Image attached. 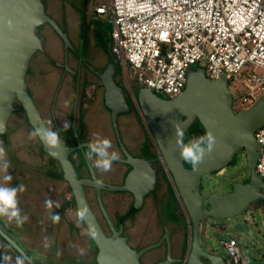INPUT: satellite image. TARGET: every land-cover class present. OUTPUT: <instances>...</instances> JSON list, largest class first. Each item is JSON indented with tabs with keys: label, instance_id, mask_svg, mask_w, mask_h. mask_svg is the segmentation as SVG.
<instances>
[{
	"label": "water",
	"instance_id": "95a60500",
	"mask_svg": "<svg viewBox=\"0 0 264 264\" xmlns=\"http://www.w3.org/2000/svg\"><path fill=\"white\" fill-rule=\"evenodd\" d=\"M84 16V13H83ZM48 24L64 42L66 52V69L74 72L68 62V49L74 51L73 42L68 32L62 30L58 21L52 17L44 4V0H0V136L6 137L8 123L19 104L27 115L29 124L34 131L50 130L44 121L33 96L29 92L27 74L34 55L44 48V40L38 34L40 27ZM81 56V53L79 54ZM112 58L110 64L99 75L105 88V106L112 112L115 129L118 132L117 117L127 110L125 94L112 74ZM188 74L184 91L166 100L148 88L139 96L138 106L145 116L162 160L166 166L175 188L179 192L186 211L194 226V240L188 264H204L201 257L208 259L210 264H224L219 255H210L201 246L199 226L201 220L229 219L239 216L248 206L264 197V181L256 172L259 156V145L255 131L264 125V99L259 100L248 110L234 111V98L225 75L217 79L206 76L204 68L195 66ZM80 71V70H79ZM18 103V104H17ZM198 118L206 133L215 137V144L210 152H206L197 168H188L180 156L177 144V129L184 133ZM76 137L77 131L73 125ZM119 134V133H118ZM119 136V135H118ZM39 137V136H38ZM44 153L58 161L62 169L63 180L69 183L77 204L78 211L86 209L82 218L89 231L94 225L97 236L93 239L98 247L97 264H141L135 250L128 246L125 238L117 235L108 237L92 211L85 192V186H92L100 191L103 187L110 190H128L139 203L150 188L140 193L133 189V181L153 177L152 168L143 158H134L126 149V159L120 161L132 167L125 183L120 186L107 185L98 180L96 172L88 162L92 178H79L69 153L77 148L88 147V144L68 147L66 140L59 138V146L47 145L39 137ZM52 153H55L53 155ZM246 159L248 176L234 182L230 192L224 196L202 193V178L228 166L238 154ZM152 176V177H151ZM211 186H216L212 181ZM101 200V198H100ZM237 227L248 229L242 222ZM0 236L8 242L30 264H36L21 246L0 226Z\"/></svg>",
	"mask_w": 264,
	"mask_h": 264
},
{
	"label": "rangeland",
	"instance_id": "374dc122",
	"mask_svg": "<svg viewBox=\"0 0 264 264\" xmlns=\"http://www.w3.org/2000/svg\"><path fill=\"white\" fill-rule=\"evenodd\" d=\"M44 2L48 13L54 17L65 30H68L67 15L72 11L70 6L77 4L81 8L84 7V23L88 28L87 32L86 29L84 31V60L88 59L87 62H90V65L93 66L95 70L91 71L88 64L86 65V68H84V85L80 108L81 112L82 109L84 110V115L81 114L80 118L82 123L84 120L85 131H83L79 125L77 126V129L80 133L81 139H83V136L85 139H91L93 142L96 138L108 139L111 142V148L108 150L109 153L112 154L115 151L117 154H120L115 147L114 140V136H117V130L114 126L112 127L113 119H110L112 116L110 117L108 108L105 106V88L102 84L101 77L99 76L104 72L110 62L109 53H107L104 48H102L101 51H103V53L101 54L99 50L95 51L90 48L88 55V43L85 40L90 29L94 28L103 35L104 43L106 42L108 47L111 44L112 27L110 23L106 18H99L93 14L94 8L99 0H73L74 4H72L70 0L66 2L65 0H44ZM38 34L44 39V48L37 52L32 58L29 73L27 75V82L30 91L34 95L37 104L46 115V118L49 119L51 115L55 113L60 124L64 126L65 123L69 124L71 122L69 120L72 114L71 111L73 110V98L75 94V83L74 81H70V76L67 75L63 82L61 80L63 66H60L59 64H62L64 61L63 47L65 45L51 25L45 24L40 27ZM54 36L56 38L58 37L56 42L53 39ZM115 60L121 68L122 65L117 60L116 56ZM71 61L72 65L75 66V60L73 59ZM195 66H193L190 71L192 69L194 71L196 69ZM199 66L205 68L203 64ZM129 68L130 67L127 65L124 71L121 70L117 79L119 80L120 85H123L129 96L132 97L131 100L133 105H137V98L133 95L135 92L137 94V90L136 87L134 89L132 87L135 77L132 70H129ZM125 79L129 81V85H126ZM157 95L164 97V95L161 94ZM52 110L54 111L53 113ZM141 112L139 114L141 117L140 120L142 121V125L146 127L147 124ZM8 129L9 146L6 148L0 137V155H2L9 163H16V166L18 165L17 168L14 169L17 175L14 179L16 181L19 179L18 182L21 183H19L21 188L19 185L15 186L19 193V200L23 201L26 198V201L28 202L27 204H29L30 207L27 205L25 210L27 211V209H29L30 213L32 212V215H22L23 222L19 225L16 223L15 218L9 220L6 216L4 217L6 220H4L5 224L8 222L7 225H9L15 234L20 237L19 239L17 236H14V234L12 235L8 230L9 228H6L3 224L0 225L1 228L16 240L36 264H84V258L86 259L88 253L86 249L91 241L86 231H83V236L77 237L71 235V229L69 226H61V223H58L57 227H55L53 222L49 225V222L47 223L44 218L43 208L40 207V205H43V202L40 201L37 203V198L39 197L37 194L33 193L32 184L34 183V180H36L35 183L40 184L36 170H43V168L47 169L49 164L47 163L46 155H43L41 159L38 156V147L40 143L38 139H36V136L32 135L34 133L33 129L27 123L23 111L15 112L11 116L8 123ZM146 129L149 139L153 142V151L157 152L158 148L155 146L152 134L148 127H146ZM11 154L14 157L13 160L10 157ZM88 154L90 160L94 164L97 157L94 153ZM233 161V164L226 166L223 171L213 176V180L217 182L216 186L212 187L211 182L206 179L204 183L205 192H213L215 194H219L221 190L229 192L235 181L243 180L248 176L244 155L241 153L238 154ZM118 167L120 170L124 169V167H121L114 162H112V166L107 172L98 168L96 169L99 171V173H97L98 175L100 174L101 178L107 181L117 182L120 173L117 174L115 170ZM9 169L12 170L13 168ZM166 173L168 176V183L170 185L174 184L169 173ZM0 181L3 183L6 182L4 176L0 178ZM47 183L48 182H46V184ZM41 184H43L42 181ZM58 184H60L59 181L54 185ZM24 185L25 187H23ZM64 186L68 197L70 193L69 191L67 192L68 189L66 185ZM6 187H10V185ZM22 190L23 192H21ZM91 193L92 190H90V196ZM91 198L95 206V200L93 197ZM105 199L108 203L110 213L120 210L125 205V201L120 200L117 194L106 193ZM260 203L261 201H256L254 204H251L245 208L246 210L239 216L231 217L229 219H214V222L225 225L223 229L224 231L209 227L208 232L211 237L208 238L207 245L215 249L218 253L229 258L222 242L229 236H232L238 240L242 249V264H264V208L259 206ZM73 214L74 212L68 213L66 216L74 218ZM151 216L152 214L150 210L146 215V218L143 221H140L139 228L150 223ZM238 222L244 223L248 226V229L237 227ZM77 224L80 225V223ZM46 238L49 245L47 248L44 247ZM2 240L4 244L7 245V249H5V247L4 249L7 250L8 253L2 254L0 251V264H30L21 256V254H18L8 242L4 241V239ZM149 241H151V239H147L144 242L146 243Z\"/></svg>",
	"mask_w": 264,
	"mask_h": 264
},
{
	"label": "built area",
	"instance_id": "2783aa9c",
	"mask_svg": "<svg viewBox=\"0 0 264 264\" xmlns=\"http://www.w3.org/2000/svg\"><path fill=\"white\" fill-rule=\"evenodd\" d=\"M94 12L112 27L121 70L128 65L155 94L180 95L190 69L203 64L208 78L227 77L234 111L264 99V0H99ZM254 135L264 181V125ZM224 245L231 264H242L238 240L229 236Z\"/></svg>",
	"mask_w": 264,
	"mask_h": 264
},
{
	"label": "flooded vegetation",
	"instance_id": "af4514ba",
	"mask_svg": "<svg viewBox=\"0 0 264 264\" xmlns=\"http://www.w3.org/2000/svg\"><path fill=\"white\" fill-rule=\"evenodd\" d=\"M68 0H65V2ZM72 4L73 0H70ZM76 4L70 6L74 8ZM84 10V7H82ZM60 25V23H59ZM62 30L65 31L63 26L60 25ZM83 27V25H82ZM67 31V30H66ZM69 35V34H68ZM70 37V36H69ZM63 41V40H62ZM74 51L68 49V62L70 67L74 72H70L66 69V52L65 48L63 49V59L64 61L60 66H63V72L61 74V80H65L66 76H70V81L75 83V94L73 98V110L71 111V121L68 125L67 129L60 124L59 120L56 117V114L53 113L49 119L46 118V115L41 110L40 106L37 104V101L30 91V94L33 96L36 105L38 106L41 115L48 125L49 129L56 133L58 138H63L66 140V146L74 147L93 143L91 139H83L80 138V133L78 132L77 126L79 125L83 131L84 130V120L83 123L81 121V114L84 115V110L80 111L81 108V97L84 85V71L86 68L87 60H84V45L81 47L80 45L77 47L73 44ZM81 47V50L79 49ZM81 53V56L79 55ZM75 60L76 65L72 66L71 60ZM86 59V58H85ZM90 64V62H89ZM80 70V71H79ZM29 73V71H28ZM28 75V74H27ZM62 84V83H61ZM29 86V85H28ZM60 89V88H59ZM105 91V90H104ZM136 97V92L133 94ZM105 97V95H104ZM162 97V96H161ZM131 98L129 95L125 94L126 100V112L120 114L117 117V127L118 132L117 136H114L115 147L118 149L120 154H117L114 151V154L121 158L126 159L125 149L134 157V158H143L146 160V164H148L152 168L153 177L150 178V175L145 177L144 179H137L133 181V189L137 193L141 191L151 189L147 195L144 196L143 202L139 203L136 200L135 195L128 191H120V190H110L109 187H103L100 191L97 188L92 186H85V192L87 195L88 202L92 211L94 212L96 218L98 219L102 229L106 233L108 237H112L117 235L115 239L125 238L129 247L135 250L139 256V261L141 264H188L191 249L193 247L194 240V226L189 217L186 208L183 204L181 197L179 196L178 190L175 188L174 184L168 183V176L166 167L163 166L162 161L159 159L157 152L153 151V142L149 139L147 134L148 124L146 122L144 114L141 112L140 106L133 105L131 103ZM166 100H170L171 98L162 97ZM19 105V104H18ZM17 105V106H18ZM55 106V105H54ZM139 109H138V107ZM24 112V110H21ZM110 113V117L112 116L111 110L108 108ZM140 112L142 113L144 120L147 124L146 127L142 125V121L140 120ZM15 113V112H14ZM13 113V114H14ZM25 113V112H24ZM25 117L27 119V115L25 113ZM112 120V117L110 118ZM198 118H196L193 123L187 128L189 130L193 124L197 123ZM80 122V123H79ZM27 123L28 119H27ZM76 126L77 137L73 128V125ZM32 128V126L29 124ZM114 124L112 123V127ZM149 128V127H148ZM33 129V128H32ZM89 130V129H88ZM87 130V131H88ZM150 130V129H149ZM186 130V131H187ZM9 132V129H8ZM7 132V135H9ZM33 132L34 129H33ZM151 132V131H150ZM119 133V134H118ZM153 137V136H152ZM40 145L38 147V156L40 158L43 155L47 159L48 169L51 170V175L56 177L57 180L61 181L67 187V192L69 191L70 195L66 202H64V206L62 209H58L56 213L59 216V220L57 222L61 223L60 225L69 226L71 229V235H75L77 237L83 236V231L85 230L88 235V229L85 225L83 219L78 215L79 211L77 208V204L73 195V191L68 182L63 180L62 177V169L58 161L54 160L50 155L46 154L42 150V144L38 136H36ZM6 143L9 142V137L4 138ZM9 144L7 143V147ZM92 153L89 147L77 148L76 150L69 153V158L73 162L76 171L78 173L79 178H88L91 179L92 175L90 169L88 167V162H91L93 166V162L90 160L89 154ZM11 159L14 157L11 154ZM48 157V158H47ZM115 164L124 167L123 170H120L118 167L115 171L119 174V179L117 182L107 181L98 175L99 171L95 168V172L98 180L104 181L107 185H116L120 186L125 183L127 175L132 171V167L121 163L120 161H113ZM186 167L191 168L189 163L184 162ZM18 166V165H17ZM225 169V168H224ZM210 172L206 174L202 178V193L204 191V183L206 179L210 182L214 181L213 176L217 175L219 172L223 171ZM98 172V173H97ZM225 173V172H224ZM61 174V177H60ZM223 175V173H222ZM15 176V175H14ZM217 183V182H216ZM90 190H92L90 196ZM230 192V191H229ZM106 193L117 194L120 200L125 201V205L120 209L116 210L113 213H110V209L108 207V203L105 199ZM212 194H215L211 192ZM227 192L220 191L218 195L224 196ZM95 200L96 205L94 206L92 202V198ZM101 198V200H100ZM151 210V222L145 224L141 228H139L140 221H143L146 218V215ZM246 210V209H245ZM244 210V211H245ZM74 212V218H69L66 216L68 213ZM73 218V219H72ZM64 220V222H62ZM214 219L204 218L201 220L199 226V238L201 246L207 251L210 255H219L222 257V263L231 264L230 259L220 253H218L215 249L209 247L207 245L208 238L211 237L208 232V228H216L217 230H223L224 224L216 223L213 221ZM77 223H80L77 224ZM57 224L55 227H57ZM79 225V226H77ZM139 229V233H138ZM57 230V229H55ZM224 231V230H223ZM56 233V232H55ZM90 238V237H89ZM147 239H151L149 242H144ZM90 245L87 246V255L86 259L84 258V264H97V255H98V247L96 246L94 240L90 238ZM224 240L222 243L224 245ZM95 247V248H94ZM225 247V245H224ZM201 260L204 264H210L208 259L201 257Z\"/></svg>",
	"mask_w": 264,
	"mask_h": 264
},
{
	"label": "clouds",
	"instance_id": "9594fccd",
	"mask_svg": "<svg viewBox=\"0 0 264 264\" xmlns=\"http://www.w3.org/2000/svg\"><path fill=\"white\" fill-rule=\"evenodd\" d=\"M136 103H138L137 100ZM68 127L69 125L65 123L64 128L67 129ZM32 135L39 136L47 145L52 147H58L60 144L57 134L51 130H37ZM176 136V142L180 148V156L182 160L189 163L194 170L203 159L205 153L210 152L215 144V137L211 133H206L203 136L190 139L187 144L184 143L183 132L180 129H177ZM88 147L97 157L93 167L105 172L109 171L112 162L117 158L114 153L110 154L108 151L111 148V142L106 138H96L93 143L88 145ZM52 154L55 155V153ZM8 169L9 162L0 155V171L6 172ZM4 180L11 181V175L8 174L4 176ZM16 194L17 188L0 185V216H6L9 220L15 218L16 223L19 225L23 222V218L20 216V209L17 207ZM86 212L87 210L82 208L78 215L83 218L86 215ZM51 219L53 222H57L59 216L53 215ZM88 236L93 239L97 236V230L94 225L89 226ZM48 246L46 238L44 247L47 248Z\"/></svg>",
	"mask_w": 264,
	"mask_h": 264
},
{
	"label": "crops",
	"instance_id": "0c3cea01",
	"mask_svg": "<svg viewBox=\"0 0 264 264\" xmlns=\"http://www.w3.org/2000/svg\"><path fill=\"white\" fill-rule=\"evenodd\" d=\"M71 9H72V11H70L67 15V22H68L67 32L70 36L71 41L73 42V44L75 46L78 47L80 45L81 47H83V44H84V26H85L84 16H83L84 10H82V8L80 6H78L77 4L74 8H71ZM93 14H94V16H97L95 12H93ZM82 25H83V27H82ZM88 36H89L88 55H89V49L90 48L92 50H95V51L99 50L100 54L103 53V51H101V50H102V48H105V46H106V42L104 43L103 35L100 34L98 31H96L94 28H91ZM53 39L56 42L58 40V37L56 38L54 36ZM71 64H72V61H71ZM75 65H76V62H75ZM83 71H84V69H83ZM0 137L4 143V146H6V148H7L8 142L6 143V140H4V137H2V136H0ZM9 168H13V169L12 170L8 169L6 172L0 171V178L9 174V175H11L12 180L6 181L4 183L0 181V184L2 183L1 184L2 186L10 185V187H15V188H16L15 185H19V187H20L21 183L18 182L19 179H18V181H16L14 179L17 176L15 173V170H14L15 168H17L16 163H13V164L9 163ZM36 172H37L36 174H37V178H38V181L40 184L35 183L36 180H34V183L32 184V186H33L32 189L34 191L33 193L37 194V196L39 197V198H37V200H38L37 203L40 201L43 202V205H40V207L43 208L44 218H45L47 223L49 222V225H50L53 222L51 217L53 215H58L56 213V211L58 209L59 210L62 209V206L65 205L64 202H66L68 199L67 193L65 191V186H64L65 184L63 185V183L61 181L57 180L56 177L51 175V170L48 168L47 169L43 168V170H36ZM41 181L43 184H41ZM57 181H59L60 184L54 185ZM46 182H48V183L46 184ZM23 187H25V185ZM21 192H23V190ZM24 193H25V191H24ZM16 199H17V207L20 209V216H22V215L24 216V214L25 215H32V212L30 213L29 209H27V211L25 210L27 205L30 207V205L27 204L28 202L26 201V198L23 201L19 200L20 197H19L18 191L16 194ZM45 214H46V216H45ZM4 217L5 216H0V218L3 221L5 220ZM5 221L3 223L5 225V227L9 228L8 229L9 232L12 235L14 234V236H17V238L19 239L20 237L17 234H15V232L11 229V227L9 225H7L8 222H6V224H5ZM57 222H53L54 225H56ZM62 222H64V220H62ZM2 243H3V245H2ZM4 247H5V249H7L6 248L7 245L4 244L2 239H0V251L2 252V254L8 253L7 250L4 249ZM10 256H11V254H10Z\"/></svg>",
	"mask_w": 264,
	"mask_h": 264
},
{
	"label": "trees",
	"instance_id": "16d2710c",
	"mask_svg": "<svg viewBox=\"0 0 264 264\" xmlns=\"http://www.w3.org/2000/svg\"><path fill=\"white\" fill-rule=\"evenodd\" d=\"M44 4H45V2H44ZM85 29H86V32H87V29H88V28H87L86 26H84V31H85ZM88 34H89V32H88ZM88 34H87L85 40H86V42L88 43V46H89V36H88ZM100 34H101V33H100ZM42 39H43V38H42ZM43 40H44V39H43ZM104 49L106 50L107 53H109V57L112 58L111 69H112V74H113L115 80L117 81V84L123 89L124 94L129 95V94L126 92V90L124 89L123 85H120V82H119V80L117 79V78H118V75L121 73V68H120V66L117 64V62H116V60H115V55H114V54L112 53V51H111V44H110L109 47L106 45ZM87 64H88V67L91 68V71H94V70H95V69L93 68V66H91V65L89 64V62H88ZM109 64H110V62H109ZM109 64H108V65H109ZM132 87H133V89L136 87V90H137L136 98H137V101H139V96H140V94L143 92V90L145 89V87L142 86V85L137 81L136 78H134V81H133ZM136 90H135V91H136ZM131 103L133 104L132 101H131ZM21 110H23V108L21 107V105L16 106V108H15V112H18V111H21ZM205 134H206V131H205L203 125L200 123V121H199V119H198V120H197V123L193 124V126H192L189 130H187V131L184 133V135H183V136H184V143L187 144L188 141H189L190 139H194V138H197V137L203 136V135H205ZM7 137H9V135H6V137H4V138H7ZM42 150H43V149H42ZM43 152H44V151H43ZM233 163H234V161H232L229 165H231V164H233ZM188 166L191 167L190 164H189ZM60 177H61V174H60ZM258 201H261V203L259 204V206H262V207H263V205H264L263 200L261 199V200H258ZM262 202H263V205H262ZM2 224H3V221H2V219L0 218V225H2ZM3 225H4V224H3ZM4 226H5V225H4ZM0 238L3 239L1 236H0ZM4 241H5V240H4ZM12 248H13V247H12ZM16 252H17V251H16ZM18 254H19V253H18Z\"/></svg>",
	"mask_w": 264,
	"mask_h": 264
}]
</instances>
